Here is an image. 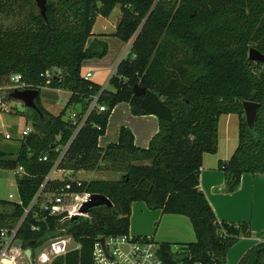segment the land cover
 <instances>
[{"label": "trees", "instance_id": "1", "mask_svg": "<svg viewBox=\"0 0 264 264\" xmlns=\"http://www.w3.org/2000/svg\"><path fill=\"white\" fill-rule=\"evenodd\" d=\"M117 6L120 18L112 36L128 45L140 30L114 73L124 82L108 92L90 78L84 80L81 68L84 61L106 55L105 43L88 41L96 17L107 18ZM5 20L10 23L5 25ZM251 48L264 55V0H47L45 18L33 0H0L1 103L12 102L4 89L14 75L26 90L69 92L58 115L45 110L39 96L38 112L21 111L32 133L21 139L15 158L24 169L15 178L20 204L0 201V207L12 205L6 213L0 211V228L22 218L44 183V191L69 186L72 193L105 196L112 207L93 208L86 218L58 223L60 217L41 220L39 203L34 206L38 220L30 212L17 233L23 248L36 249L61 230L79 245L51 264H93L92 246L98 237L129 234L133 202L190 221L195 241L178 244L174 252L160 244L165 263L226 264L229 249L250 233L243 225L216 221L198 190L199 173L203 155L216 153L219 117L234 114L239 118L238 145L218 164L224 190L235 192L244 174L264 176V64L248 59ZM47 71L60 74L46 79ZM135 85L145 93L134 96ZM94 97L96 106L74 136L76 125L63 119L64 114H73L78 124ZM243 102L260 105L252 129ZM120 103H127L133 116L156 117L158 132L147 147H137L124 126L116 142L98 146ZM99 106L105 110L99 112ZM62 152L57 170L69 175L46 180ZM8 155L0 151V159ZM43 156L46 161H40ZM100 161L121 173L119 180L71 178L96 169ZM31 225L38 230L32 231ZM237 264H264V235Z\"/></svg>", "mask_w": 264, "mask_h": 264}, {"label": "crops", "instance_id": "2", "mask_svg": "<svg viewBox=\"0 0 264 264\" xmlns=\"http://www.w3.org/2000/svg\"><path fill=\"white\" fill-rule=\"evenodd\" d=\"M114 11H117L116 8L107 18L96 17L92 27L93 35L88 43H105L108 55L116 52L115 61L111 59L108 67L103 65L102 61L107 56L106 54L101 59L93 58L82 63L81 76L84 77L87 73H91L89 80L98 85L102 82L95 78L94 73L99 69H106L109 73L113 68L114 74L118 62L124 58L129 46V44L126 45L112 36L120 18L119 9V12H116V19L112 21ZM115 40L119 41L120 44H114L116 48L113 50L111 43ZM111 57L113 58V56ZM93 60H95L94 64ZM91 61L92 64H90ZM52 91L60 92L61 90ZM40 103L46 110L41 100ZM121 126L130 129L134 136V144L140 148L147 147L151 138L158 132L156 117L133 116L129 105L120 103L112 110L105 134L99 138L98 146L104 148L108 144L116 142ZM238 126L239 118L237 115L228 114L219 117L216 153L203 155L199 173L198 190L204 194L216 221L218 223L243 225L250 233L249 236L239 237L238 241L229 249L226 255V264L238 263L244 253L258 244L264 235V176L244 174L241 177L238 189L233 193H226L224 190V176L218 169V164L227 161L238 145ZM111 130L114 132L109 133ZM63 177L62 172H56L51 179H62ZM129 235L150 238L156 244H168L174 250L178 249V244L195 241L192 225L186 217L162 214L159 210L151 211L142 202H133L130 206Z\"/></svg>", "mask_w": 264, "mask_h": 264}, {"label": "built area", "instance_id": "3", "mask_svg": "<svg viewBox=\"0 0 264 264\" xmlns=\"http://www.w3.org/2000/svg\"><path fill=\"white\" fill-rule=\"evenodd\" d=\"M59 71H47L44 75L46 79L55 78L59 76ZM91 77V73H87L84 76V80H88ZM21 77L14 75L10 78V85L4 90L9 95L15 90H26L25 86L20 83ZM98 97H94L90 109L86 116L78 123L75 122V117L70 114L67 119L76 125L75 134L82 127L88 113L96 106ZM99 112L105 110L104 106H99ZM14 111L10 106L1 103L0 99V113H10ZM32 133V128H27L21 133V138L28 136ZM5 140H10L9 134L3 135ZM64 152L60 155L54 167L50 171L46 180L52 178L56 172L65 173V176L69 175L65 171L57 170V165L61 160ZM40 161H46V157L43 156ZM24 174L22 166L18 165L14 170L15 178H20ZM74 180V179H73ZM78 181V180H76ZM45 183L33 197L32 201L24 211L22 218L15 223L12 227L0 228V264H51L52 260L59 256H64L70 251L79 249V245H75L73 249H68L66 243L72 241V239L64 234V230H61L59 234L47 240L41 252L36 256L35 250L31 248H23L21 241L17 238V233L26 218V216L33 211V218L38 220L37 213H34V206L39 203L38 210L41 213V220H45L47 216L60 217L57 222L64 223L65 221L78 217H88V214H81L79 212L81 206L89 200L90 195L86 193H72L68 191V187H61L53 191H44ZM20 204V202H19ZM32 231H37L38 228L31 225ZM64 234V236H63ZM103 239V243L100 242ZM20 241V246H16L15 242ZM29 249L31 252L30 258H27L24 254L25 250ZM160 246L156 244L152 239L146 237H133L129 234L121 236H105L98 237L92 246L91 259L93 264H167L159 256Z\"/></svg>", "mask_w": 264, "mask_h": 264}, {"label": "rangeland", "instance_id": "4", "mask_svg": "<svg viewBox=\"0 0 264 264\" xmlns=\"http://www.w3.org/2000/svg\"><path fill=\"white\" fill-rule=\"evenodd\" d=\"M119 6L116 7L117 11H114L112 14V21L116 19V12H119ZM10 21L5 20L4 24L8 25ZM120 44L119 41H114L111 43V47L115 50L116 45ZM106 45V44H105ZM107 48V47H106ZM126 49V48H125ZM128 51V50H127ZM123 53V52H122ZM127 53V52H126ZM107 54V53H106ZM116 52H113L112 55H108L104 57L105 59L102 61L103 65L109 66L111 59L114 60ZM113 56V58L111 57ZM115 61V60H114ZM113 61V63H114ZM95 60H93V64ZM112 63V64H113ZM120 62H118L119 64ZM92 64V61L91 63ZM115 69V66H114ZM115 73V71H114ZM96 79H99L102 83L100 84L102 89H106L108 92H114L116 90L117 85H120L124 82L118 77H115L113 74V68L108 73L106 69H99L96 73H94ZM68 99V92L61 90L60 92L52 91V90H40L39 100H41L42 104L46 107V110L52 115H58L64 108ZM22 103L12 101L5 105L10 106L14 111H10V113L1 112L0 113V151H6L9 155L6 159H0V201H6L10 204H18L19 197L17 194L16 184H15V176L14 170L17 168V164L15 163V158L18 154L20 143H21V133L25 131L27 128H31L32 124L29 120L26 119L25 116L21 115V111L27 112L28 109L21 106ZM125 106V105H122ZM17 110L15 111V109ZM126 108V107H125ZM18 110H20L18 112ZM127 112V111H126ZM69 114H64L63 119H67ZM125 127V126H124ZM114 131H109L112 133ZM9 134L11 136L10 140H5L3 135ZM65 176V173L63 174ZM122 176L121 173L113 170L109 163L100 161L96 167V169L91 171H79L72 175V179L80 180V181H90V180H111L117 181ZM61 177V176H60ZM10 205L0 207V211L6 213L11 209ZM64 236V234H63ZM68 249H73L75 245L73 241H69L66 243ZM174 252V248H171ZM237 264V262H236Z\"/></svg>", "mask_w": 264, "mask_h": 264}, {"label": "water", "instance_id": "5", "mask_svg": "<svg viewBox=\"0 0 264 264\" xmlns=\"http://www.w3.org/2000/svg\"><path fill=\"white\" fill-rule=\"evenodd\" d=\"M33 2L35 3L37 9L39 10L41 16L45 18L47 0H33ZM137 33L134 35V37L130 41L128 48L131 46ZM248 59L256 63L264 64V55L258 52L254 48L249 49ZM131 91L134 96H140L145 93V90L140 88L138 85L133 86ZM38 96H39V92L37 90L27 89V90H22V91L15 90L12 93H10L8 97L12 101L22 103L26 109L32 112H38V108L35 103ZM242 107L244 111V118H245L246 124L250 129H252L255 119L257 117V112H258L260 105L254 102H243ZM100 206L112 207V204L105 196L90 195L89 200L81 206L79 212L81 214H88L91 209L97 208ZM103 241H104L103 239H100L101 243H103ZM15 245L20 246V241H16ZM47 245L48 244H45L43 247L36 249L35 255L37 256L41 252V250ZM24 254L27 258H30L31 252L29 249H27L25 250Z\"/></svg>", "mask_w": 264, "mask_h": 264}]
</instances>
